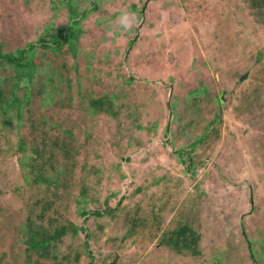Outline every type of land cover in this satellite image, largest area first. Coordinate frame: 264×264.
Segmentation results:
<instances>
[{"label":"rangeland","instance_id":"obj_1","mask_svg":"<svg viewBox=\"0 0 264 264\" xmlns=\"http://www.w3.org/2000/svg\"><path fill=\"white\" fill-rule=\"evenodd\" d=\"M124 9L137 15L128 32ZM68 25L58 0H0L7 94L18 71L3 56L35 48L16 87L29 91L22 121L13 127L15 109L0 119L12 124L0 131V264H264V6L95 0L76 59L66 43L50 50ZM104 95L115 116L89 111ZM58 225L77 231L54 243L55 259L27 251L29 229ZM183 226L196 254L170 246Z\"/></svg>","mask_w":264,"mask_h":264},{"label":"trees","instance_id":"obj_2","mask_svg":"<svg viewBox=\"0 0 264 264\" xmlns=\"http://www.w3.org/2000/svg\"><path fill=\"white\" fill-rule=\"evenodd\" d=\"M67 2L64 3L63 0H58L60 4H63L67 7L68 12V26L59 27L56 34H51L48 36L49 42L51 43L50 50L53 51H59V49L62 47L64 43L68 44L69 46V52L71 53L72 57L76 59L77 56V48L75 46L76 40L78 38V35L81 34L80 29V22L83 20L88 12L92 11V9L95 8V0H90V4L92 5L90 11L88 10H82L78 11L75 5V0H66ZM250 7L254 8L256 10H259L264 6V0H249ZM49 32V29H45V34ZM45 38L40 39L39 45L42 47H45ZM30 48V47H29ZM49 48V47H45ZM35 49V48H34ZM32 48L29 50H18L17 56L12 55H4L3 59L6 62H9L14 68H17L18 73L15 86L12 88V91L10 94H7V92L4 89L0 88V119L1 118H8L10 117V111H13L14 109L17 111L16 117L18 119L17 124L13 127L16 129L17 126L22 121V111H23V104L28 103L29 101V91L25 94L23 98H20L19 95L16 92V87L19 83V81L23 78L29 79L31 78L32 73H34V65L32 63V56L35 52ZM23 62V63H22ZM48 79H51L50 76ZM27 90V89H26ZM205 92L206 88L200 87L199 89H196V91H193L189 94V98L191 96L196 97V95L200 94V92ZM88 109L91 113H106L111 114V116H115L116 113L113 111V98H108L106 95L98 98H89L88 99ZM7 125L10 127L12 124H10L9 121H3L1 122L0 131L7 130L9 131V134H11V129H7ZM12 127V128H13ZM11 128V127H10ZM26 145L24 144L23 140H19L17 150L18 152H21L23 155H25ZM193 148V147H192ZM32 153H35L36 156H38V152L31 149ZM36 156H26L25 159L28 161H32L33 164L37 166L36 163ZM25 162L24 166L27 169L29 164L28 162ZM39 168H41V165H39ZM35 182H47V179L43 177V175H37L34 177ZM38 180V181H37ZM72 226V225H69ZM39 230H31L29 229L28 234L25 236V244L28 246L27 251L34 250L35 252H38L40 254V257L43 258H52L55 259L56 256L53 254V246L54 243L60 240L61 236L64 234L66 235L68 231H71L73 233H76L77 230H69L67 225H58L56 226L52 231L47 232L42 229ZM188 227L183 226L179 228L177 232L174 233L175 235V242L171 243L170 246H173V248L176 249H184V250H192L194 254L197 253L196 251V241L198 240V237L196 235L194 236L193 233ZM57 264V263H56Z\"/></svg>","mask_w":264,"mask_h":264},{"label":"clouds","instance_id":"obj_3","mask_svg":"<svg viewBox=\"0 0 264 264\" xmlns=\"http://www.w3.org/2000/svg\"><path fill=\"white\" fill-rule=\"evenodd\" d=\"M116 23L118 24L119 28L125 32L131 31V29L137 23V15L136 13L124 9L121 13L117 16Z\"/></svg>","mask_w":264,"mask_h":264}]
</instances>
